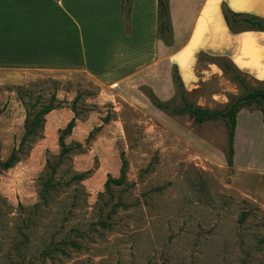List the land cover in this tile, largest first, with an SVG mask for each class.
<instances>
[{
  "label": "rangeland",
  "instance_id": "obj_1",
  "mask_svg": "<svg viewBox=\"0 0 264 264\" xmlns=\"http://www.w3.org/2000/svg\"><path fill=\"white\" fill-rule=\"evenodd\" d=\"M222 61L200 56L196 86L167 102L145 86L104 94L78 72L0 70V162L17 156L0 170V264H264V210L231 188L224 119L173 113L225 112L264 88ZM50 102L20 150L25 120ZM123 163L124 184L106 187Z\"/></svg>",
  "mask_w": 264,
  "mask_h": 264
},
{
  "label": "crops",
  "instance_id": "obj_2",
  "mask_svg": "<svg viewBox=\"0 0 264 264\" xmlns=\"http://www.w3.org/2000/svg\"><path fill=\"white\" fill-rule=\"evenodd\" d=\"M123 1L0 0V70L78 72L103 92L145 86L167 102L172 72L188 92L199 57L208 56L264 84V32L231 28L223 18L229 10L264 20V0H168L169 40L158 36V0H130L126 11ZM262 120L256 106L237 112L230 183L264 210V161L253 157L263 152ZM244 149L251 159L239 162Z\"/></svg>",
  "mask_w": 264,
  "mask_h": 264
},
{
  "label": "trees",
  "instance_id": "obj_3",
  "mask_svg": "<svg viewBox=\"0 0 264 264\" xmlns=\"http://www.w3.org/2000/svg\"><path fill=\"white\" fill-rule=\"evenodd\" d=\"M130 0L123 1V10H127V6ZM158 36L163 40H169L171 35V25L169 18V8H168V0H158ZM223 18L226 25L231 28L237 25L239 28L255 30L264 32V20L259 19L249 15L236 14L229 10L223 12ZM222 65L226 70H230L231 67H234L229 61L223 60ZM172 83L174 87L180 92L185 91L184 87L180 81V78L176 71L172 72ZM255 105L261 113L262 116V124L264 126V88L255 89L247 92L242 98L236 100L235 103L231 104L229 108L225 112H217V111H209L207 109H203L200 107H194L189 104H184V106L174 112L177 115H188L192 118V121L196 124H201L207 121L214 122L218 119H224L225 128L227 130V150H226V164L231 168L233 163V137H234V129L236 125V114L243 107H249ZM157 107L160 109H169L168 104H157ZM55 107L51 104V102L41 107L38 111L33 114L31 119H26L24 124V135L20 142V150L21 147L29 140L31 136H36L40 129H42V125L45 122V115L54 110ZM29 114V112H28ZM76 116L72 118L65 128L60 131L58 137V145L60 147V153L58 155V160L63 159L67 154L74 150L72 146H66L64 144L63 138L70 135L72 129L76 123ZM17 162L16 151H13L12 154L4 161L0 162V170H7L11 168ZM86 173L75 175V180H80L85 177ZM124 163L122 164L120 177L118 179L108 178L106 182V187L109 183H112L116 186H121L124 184Z\"/></svg>",
  "mask_w": 264,
  "mask_h": 264
}]
</instances>
